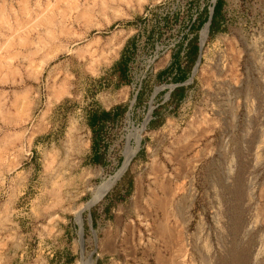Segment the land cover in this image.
<instances>
[{
	"label": "rangeland",
	"instance_id": "obj_1",
	"mask_svg": "<svg viewBox=\"0 0 264 264\" xmlns=\"http://www.w3.org/2000/svg\"><path fill=\"white\" fill-rule=\"evenodd\" d=\"M212 2L0 0V264H264V0H223V29L202 30L184 98L162 103L181 83L171 66L186 65L182 40L203 27L188 21ZM123 51L127 81L114 68ZM117 104L128 109L95 165L86 112ZM158 107L163 122L149 128ZM147 148L190 168L176 191L191 197L188 221L171 209L164 234L159 212L115 217Z\"/></svg>",
	"mask_w": 264,
	"mask_h": 264
},
{
	"label": "crops",
	"instance_id": "obj_2",
	"mask_svg": "<svg viewBox=\"0 0 264 264\" xmlns=\"http://www.w3.org/2000/svg\"><path fill=\"white\" fill-rule=\"evenodd\" d=\"M148 151L147 148L144 158L150 160V164L140 166L143 163L142 160L139 158L135 160L138 166H133L130 170L133 174L132 193L124 208L123 206L117 207L115 217L122 213L126 217L131 218L130 215H134L137 216V219L145 221L146 217L141 216V214L144 215L146 211L153 210L161 214L160 222H157L156 226L158 227L159 224L169 226L174 219L173 210H176L183 227L188 221L187 213L191 207L190 204L192 205V200L189 195H176L177 186H179L177 181L189 174L190 168L189 166L159 165L157 158ZM175 203H179V205L175 206ZM171 209L173 210L171 211Z\"/></svg>",
	"mask_w": 264,
	"mask_h": 264
},
{
	"label": "trees",
	"instance_id": "obj_3",
	"mask_svg": "<svg viewBox=\"0 0 264 264\" xmlns=\"http://www.w3.org/2000/svg\"><path fill=\"white\" fill-rule=\"evenodd\" d=\"M223 0H217L215 5L213 6L212 15L210 19V24L208 27V35L209 37L214 36L216 33L220 32L222 27V10ZM208 21V17L204 13L202 16L197 18L195 27L201 28L204 23ZM185 60L186 65L184 68H181L180 62H178V56L174 59V63L171 66V69L175 70L176 77L173 81L176 82H183L187 75L191 72L192 67L194 66L197 57H198V36L195 34L193 38L187 44V50L185 51ZM115 70L117 71L119 78L127 81L125 79L126 72H127V60H126V53L123 51L119 61L114 66ZM165 72H161L157 75V78H160ZM185 87H176L169 96L170 103L173 104L174 108L180 103V101L184 98ZM157 108L153 114L156 117V122H150L148 127L157 128L163 122V116L159 115V109ZM128 109L127 104H117L109 108L108 110L104 109H91L86 112V121L87 126L91 132V154H90V161L95 165H103L105 160V128L107 126H115L120 119L123 117L125 112ZM125 177V175H124ZM94 210L90 211V216L92 219V226H95L94 221Z\"/></svg>",
	"mask_w": 264,
	"mask_h": 264
},
{
	"label": "built area",
	"instance_id": "obj_4",
	"mask_svg": "<svg viewBox=\"0 0 264 264\" xmlns=\"http://www.w3.org/2000/svg\"><path fill=\"white\" fill-rule=\"evenodd\" d=\"M214 1L215 0H213V2L212 3H210V5H208L205 9L207 10V14H206V16L209 18V16L210 15H212V10H213V6H214ZM161 10H164L163 9V4H159L158 6H150L149 8H148V10L146 11V16L147 15H149V16H151V15H153V14H155V13H159V12H161ZM202 11H203V8L201 7L199 10H198V12H196L195 13V15H193L192 17H191V19L188 21V30H190L194 25H195V23H196V20H197V18H199L200 16H201V14H202ZM171 12H172V10H170V12H167V11H165V14L163 15V16H168V15H170L171 14ZM203 15V14H202ZM207 23V22H206ZM206 23H204L203 24V27H202V29H201V31L199 32V34H197V36H198V42H199V47H198V57H197V60H196V62H195V64H194V66H193V69H192V73H191V77H193V75H194V73L196 72V70H197V67H198V65H199V62H200V57H199V53H200V50H201V47L203 46H201L200 45V38H201V32H202V30L204 29V28H206ZM208 30L206 29V32H207ZM207 34V33H206ZM195 35V34H194ZM194 35H192L191 36V38L190 39H183L182 40V43H181V50H182V53H183V55L185 54V51L187 50V44H188V42L193 38V36ZM205 40H206V38H205ZM157 55L156 56H153L152 58L150 57V60L148 61V63L149 64H151L155 59H157ZM147 69H148V66H147ZM143 78L144 77H141V78H136L135 80H133L132 81V83H131V87H132V90L134 91V97L136 96V95H138L139 94V91L141 90V87H142V81H143ZM192 83V81H191V79H189L188 81H186L185 83H180V84H177V85H174V86H171V88L169 89V91H168V94L166 95V98L163 100V102L162 103H164V102H166L167 100H168V97L170 96V93L176 88V87H181V86H183V87H185L186 85H189V84H191ZM161 103V104H162Z\"/></svg>",
	"mask_w": 264,
	"mask_h": 264
},
{
	"label": "bare ground",
	"instance_id": "obj_5",
	"mask_svg": "<svg viewBox=\"0 0 264 264\" xmlns=\"http://www.w3.org/2000/svg\"><path fill=\"white\" fill-rule=\"evenodd\" d=\"M204 30V29H203ZM207 33V32H206ZM202 35V34H201ZM205 38H206V36H205ZM205 42V39L203 40V43ZM200 43H201V38H200ZM202 43V44H203ZM147 122H148V120L146 119L145 121H144V123H143V126H145L146 124H147ZM128 160H129V157L128 158H126V160L124 161V163H123V165H122V167L115 173V175L112 177V178H110L108 181H106L100 188H99V190H98V193H97V195L94 197V200H97V199H99L101 196H102V194L104 193V191L105 190H107L108 188H110L116 181H117V179H119L120 178V176L126 171V169H127V167H128V165H127V162H128ZM128 164H129V162H128ZM126 165H127V167H126ZM92 206V205H91ZM79 219V218H78ZM158 230H159V232H160V234H164V226L163 225H160L159 224V226H158ZM163 236V235H162ZM161 255L159 254V252H157V261H160V259H161ZM161 262V261H160ZM89 264H91V263H89Z\"/></svg>",
	"mask_w": 264,
	"mask_h": 264
},
{
	"label": "water",
	"instance_id": "obj_6",
	"mask_svg": "<svg viewBox=\"0 0 264 264\" xmlns=\"http://www.w3.org/2000/svg\"><path fill=\"white\" fill-rule=\"evenodd\" d=\"M210 19H211V15L209 16V18H208V21H207V25H206V29L208 30V27H209V24H210ZM131 160V159H130ZM130 162V161H129ZM93 206V205H92ZM89 207H91V206H89ZM88 207V208H89ZM80 220V219H79ZM79 226H80V224H79Z\"/></svg>",
	"mask_w": 264,
	"mask_h": 264
}]
</instances>
